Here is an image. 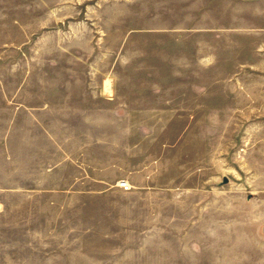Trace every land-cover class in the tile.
Instances as JSON below:
<instances>
[{"label":"rangeland","instance_id":"1","mask_svg":"<svg viewBox=\"0 0 264 264\" xmlns=\"http://www.w3.org/2000/svg\"><path fill=\"white\" fill-rule=\"evenodd\" d=\"M0 264H264V0H0Z\"/></svg>","mask_w":264,"mask_h":264},{"label":"built area","instance_id":"2","mask_svg":"<svg viewBox=\"0 0 264 264\" xmlns=\"http://www.w3.org/2000/svg\"><path fill=\"white\" fill-rule=\"evenodd\" d=\"M120 185H122L124 188H129V184L125 180L120 181Z\"/></svg>","mask_w":264,"mask_h":264},{"label":"bare ground","instance_id":"3","mask_svg":"<svg viewBox=\"0 0 264 264\" xmlns=\"http://www.w3.org/2000/svg\"><path fill=\"white\" fill-rule=\"evenodd\" d=\"M110 80H108L107 82H106V89L107 90H110V82H109Z\"/></svg>","mask_w":264,"mask_h":264}]
</instances>
